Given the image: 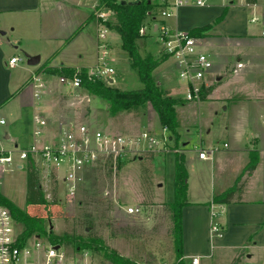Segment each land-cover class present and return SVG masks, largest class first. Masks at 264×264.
Segmentation results:
<instances>
[{
	"label": "crops",
	"instance_id": "0c3cea01",
	"mask_svg": "<svg viewBox=\"0 0 264 264\" xmlns=\"http://www.w3.org/2000/svg\"><path fill=\"white\" fill-rule=\"evenodd\" d=\"M94 19L89 4L79 0H0V30L5 31L0 34V114L6 119L5 124H0V149L15 152L16 170L27 171V163L21 162L11 147H17L20 140L33 133L34 115L40 113L49 123L59 115L53 102L56 83L51 78L55 75L46 69L79 70L97 65L101 51L98 22ZM165 24L180 31L211 25L198 37L202 39L200 49L214 63L207 76V84L214 88L199 102L210 100L220 105L230 115L227 130L233 134L229 135L232 144L225 142L227 147L219 148L206 160L199 158L198 151L209 149L211 141L207 148L194 145V150H188L189 141L182 143L185 162L190 164L193 154L200 173L194 177L192 165L187 167L188 204L182 209L183 259L186 264H192L196 256L198 264H231L239 257L240 264H264V83L256 82L257 76L264 75V0H212L205 7L183 6L174 10ZM9 32L11 38L6 37ZM110 44L107 41L108 49ZM41 46L49 51L44 61ZM21 51L39 55L40 63L22 65ZM12 57L20 61L12 65ZM167 63L171 70L157 80L163 85L169 79L171 84L164 87L173 94L179 89L173 61L166 60L157 69ZM36 74L48 82V89L39 98L35 97L31 80ZM100 101L106 113L105 101L98 98ZM157 124L155 127H159ZM54 131L49 125L46 136ZM252 156L257 165L241 199L221 204L222 208L214 206L217 215L212 216L215 196L234 184ZM192 183L201 187L194 188ZM214 224L221 235L212 233Z\"/></svg>",
	"mask_w": 264,
	"mask_h": 264
},
{
	"label": "rangeland",
	"instance_id": "374dc122",
	"mask_svg": "<svg viewBox=\"0 0 264 264\" xmlns=\"http://www.w3.org/2000/svg\"><path fill=\"white\" fill-rule=\"evenodd\" d=\"M114 15L115 12L110 15L111 22ZM6 37L11 38V32ZM148 37L139 41L141 53L151 54L156 58L161 57L159 55L161 44L151 28L148 30ZM106 38L111 43L107 66L114 69L111 77L115 80V83H106L121 89L143 87L137 70L131 65L128 53L121 48L119 34L115 30L107 29ZM200 40L202 42L201 38ZM40 50L44 61L49 51L46 50V46H41ZM19 54L20 63L27 66L24 53L21 51ZM171 68V64L167 63L157 69L153 73L155 79L157 80L160 74L169 73ZM52 77L51 79L57 84L53 85L55 98L53 102L55 110L59 113L56 121L50 123L53 129H58L61 123L78 120V122L91 123L93 127L111 134L134 135L145 129L156 133L163 130L158 114L150 104L143 111L141 109L121 112L111 117L104 112V103L97 102L100 97H94L88 92L72 91L59 83L58 75ZM167 80L169 79L164 80L163 86L171 84ZM256 82L263 85L264 75L257 76ZM176 86L173 87L174 90ZM171 95L182 98L183 91L177 89L176 93ZM176 110L180 124L178 142L171 134L173 148L155 153L153 162L148 160L149 157H145V153H134L116 172L108 167L89 169L72 199H68L65 185L60 179L53 178L49 185L43 186L39 177L48 204L36 209L26 204V171L16 170L14 165H7L1 177L0 197L2 196L1 198L8 205L44 217L43 229L46 234L39 235L42 239L57 240L50 237V232L58 237L64 233L84 237L88 242L87 245L81 241L80 246H77L79 248L74 244L67 248L68 254L81 264H124L125 260L133 264H173L177 257L175 224L168 204L174 200L175 195V150L183 151L184 140L189 141L188 150H194V145H204L207 148L210 146L209 141L212 145L208 147L209 149H224L225 142L232 144L229 135L233 136L227 130L230 115L225 113L220 105L210 100L202 103L186 100L185 104L178 105ZM157 122L159 127H155ZM32 142L31 131L26 139L19 141L17 147L14 145L11 148L16 150L18 156V150L29 149ZM11 144L9 140L8 145ZM5 145L4 147L9 149ZM141 157H144V160ZM190 157H192L190 172L197 177L200 174L199 165L194 160L193 154H190ZM185 159L184 157L186 168L190 167ZM192 185L194 188L201 187L193 183ZM129 206L138 207L139 212L126 213V207ZM18 226L24 231V226L19 221ZM88 238H98V240L92 242ZM62 247L66 246L62 245Z\"/></svg>",
	"mask_w": 264,
	"mask_h": 264
},
{
	"label": "built area",
	"instance_id": "2783aa9c",
	"mask_svg": "<svg viewBox=\"0 0 264 264\" xmlns=\"http://www.w3.org/2000/svg\"><path fill=\"white\" fill-rule=\"evenodd\" d=\"M89 4V7L98 22V40L100 58L97 65L88 69V75L111 84L114 79L112 67L107 66L109 49L107 45V23L111 21L113 10L102 7L99 0H79ZM159 8L156 18L141 27V34L147 36L151 28L157 34L161 44L160 56L173 61L175 76L179 81V89L183 91V99L199 102L207 84V76L213 68L211 57L200 49L201 40L192 36L188 31L172 30L165 24L174 10L183 6L205 7L212 0H158ZM248 3L247 0H243ZM253 18L252 21H256ZM264 35V30L262 31ZM18 57H12L10 63L19 62ZM32 85L35 97L39 98L47 89L48 82L40 75L32 76ZM59 83L72 91L86 92L82 89L81 77L74 74L72 77L58 76ZM6 121L0 114V124ZM50 125L46 117L40 113L34 115L33 142L29 149L18 150V159L25 165L29 158L38 164L39 176L43 183L60 179L68 199L75 197L79 186L84 181L89 169L108 167L116 172L122 163L134 153H158L173 148V138L167 128L160 133L145 129L134 135L111 134L91 123L78 120L61 123L58 129L46 136V129ZM264 126V120H263ZM228 144L224 143V147ZM219 148L198 151L199 158L209 159L210 155ZM176 152H181L179 149ZM17 153V152H16ZM14 151L0 150V177L7 165H16ZM214 206L222 208L221 204L211 206L212 216L217 215ZM138 207H126V213L136 214ZM212 233L221 235L217 224L212 226ZM58 247V248H57ZM199 257H193L192 264H198ZM0 264H81L80 261L68 254L62 245L42 239L39 235L25 237L19 229L18 220L13 216L9 207L0 201Z\"/></svg>",
	"mask_w": 264,
	"mask_h": 264
},
{
	"label": "trees",
	"instance_id": "16d2710c",
	"mask_svg": "<svg viewBox=\"0 0 264 264\" xmlns=\"http://www.w3.org/2000/svg\"><path fill=\"white\" fill-rule=\"evenodd\" d=\"M248 3H254L255 0H247ZM102 7L109 8L115 12L113 21L107 23L110 30H115L121 38V48L128 53L131 65L137 70L139 78L143 83V87L139 89H121L108 85L107 83L88 75V69L74 68H48L46 69L54 75H66L72 77L78 74L81 77L82 89L89 94L98 96L105 101L106 113L115 117L121 112L142 111L147 108L148 104L156 110L159 122L162 128H167L178 142L179 121L177 117L176 107L185 104L186 100L180 97H173L171 90L165 88L158 80L155 79L154 71L167 60V57H153L151 54L143 55L139 41L146 36L142 35L141 27L147 21H153L157 16L159 8L158 0H99ZM210 24L193 28L188 31L192 36H200L202 32L208 30ZM74 33L71 38L75 35ZM214 86L211 85L205 88L201 95V100H205L213 91ZM154 153H145L148 160L154 161ZM144 157H141L143 159ZM144 160V159H143ZM257 165V160L252 156L244 168L241 175L227 190L214 198L215 203H230L239 201L242 196L245 184L248 178L252 175ZM27 180H26V204L27 206L36 209L48 204L45 198L43 188L40 182L39 170L37 162L29 158L27 161ZM188 189V171L184 164V154L176 152V173L174 182V200L168 205L171 209L176 238V262L173 264H186L183 259V238H182V209L188 204L187 201ZM2 197V196H1ZM0 197V201L11 210L13 216L24 226V236L46 234L44 231L45 218L36 214H30L27 211H22L16 207L8 205ZM32 209V210H33ZM50 237L57 240H50L52 243H58L70 248L72 244L80 246L83 242L87 245L85 238L82 236L68 235L64 233L61 237L53 235L50 232ZM88 240L96 241L98 238H88ZM82 241V242H81ZM124 264H133L125 260ZM231 264H240L239 257L234 258Z\"/></svg>",
	"mask_w": 264,
	"mask_h": 264
},
{
	"label": "water",
	"instance_id": "95a60500",
	"mask_svg": "<svg viewBox=\"0 0 264 264\" xmlns=\"http://www.w3.org/2000/svg\"><path fill=\"white\" fill-rule=\"evenodd\" d=\"M0 33L4 35L5 31L0 30ZM24 55L27 59V64L30 66H37L40 63V56L39 55H30L26 52H24ZM111 83H112V81H111Z\"/></svg>",
	"mask_w": 264,
	"mask_h": 264
}]
</instances>
